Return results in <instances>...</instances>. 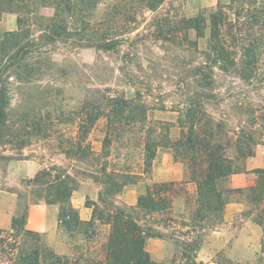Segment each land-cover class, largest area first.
I'll return each instance as SVG.
<instances>
[{
	"label": "rangeland",
	"instance_id": "rangeland-1",
	"mask_svg": "<svg viewBox=\"0 0 264 264\" xmlns=\"http://www.w3.org/2000/svg\"><path fill=\"white\" fill-rule=\"evenodd\" d=\"M68 2L69 10L63 1L22 0L0 12V79L7 92L0 121V264H13L15 237L5 222L24 210L27 228L38 220L50 225L40 232L43 252L56 253L61 242L67 250L62 255H69L99 245L109 231L96 221L87 241L82 225L73 235L59 228L58 205L45 203L30 183L39 170L83 178L70 203L81 219L86 212L92 220L87 199L101 208L132 209L152 183L175 182V163L183 170L182 188L194 194L187 166L181 156L175 158L170 143L192 126L204 136L213 132L214 141L226 145L228 157H239L245 170L263 166L264 0ZM217 41L229 54L227 67ZM112 97L139 102L147 120L134 121L130 131L117 130L119 140L106 157H98L107 121L101 114L108 113ZM148 127L152 140L162 144L154 146L148 172L101 203L100 185L83 173L96 170L98 158L108 168L124 165L142 172L145 140L139 136ZM80 146L93 153L82 155ZM238 178H247L244 188L256 177L241 172ZM234 180L218 184L228 203H241V210L229 215L224 209L221 222L195 229L202 233L191 251L197 263L264 264V233L248 216L250 204L242 203L239 193L225 192ZM182 209V199L174 198L172 211ZM141 222L158 235L147 236L145 244L155 264H186L180 244L194 235L189 227L160 222L156 213Z\"/></svg>",
	"mask_w": 264,
	"mask_h": 264
},
{
	"label": "trees",
	"instance_id": "trees-1",
	"mask_svg": "<svg viewBox=\"0 0 264 264\" xmlns=\"http://www.w3.org/2000/svg\"><path fill=\"white\" fill-rule=\"evenodd\" d=\"M22 0H0V12L18 7ZM61 1L69 10V0ZM56 4V3H55ZM58 5V4H57ZM217 35L216 28L212 30ZM216 51L224 67L229 63V54L224 50L219 41L216 42ZM7 102V92L0 79V121L3 118L4 104ZM106 132L101 139V148L98 157H106L109 153L108 147L119 139L115 138L116 131L126 128L130 131L135 127L134 121H146L145 108L139 103L123 98H111L107 103ZM140 117V119H137ZM98 118V116H97ZM157 127L161 129V123ZM143 129V128H142ZM150 127L140 134L144 142L143 171L135 172L129 166L115 165L108 168L107 162L98 158L101 162L96 170L84 172L83 175L91 179L93 183L100 185L98 200L103 203L105 197L119 193L122 188L138 180L142 174L148 172L151 167V160L155 155V147L160 146L159 140L155 141L149 136ZM146 134V136H144ZM164 133V132H162ZM165 136V135H164ZM167 136V135H166ZM165 136V137H166ZM206 136V137H205ZM197 133L192 126L186 133L174 141H171L172 152L181 156L187 166L189 180L194 184V194H189L182 188L185 181L155 182L147 187L145 193L139 194L135 206L132 209L97 206L95 202L85 201L86 207L92 208V220H83L78 211L71 205L72 193L77 190L84 179H78L69 172L61 174L42 169L30 179V183L37 185L45 203L57 204L58 227L73 235L78 227L82 225L84 240L92 241L96 232V221L109 226L106 237L96 245L82 246L79 250L69 255H58L53 251L43 252L40 246V232L28 229L25 225L26 211L11 218L10 230L14 232V244L12 245L13 264H155L145 248L147 236H158L154 234V228L144 225V220L149 214H158L160 222H179L189 227V233L193 232L191 238L180 244L181 259L186 264H201L196 262L195 256L191 255L201 241V234L195 229H204L205 224L219 223L223 220V212L228 203L224 191L219 187V182L232 174L251 172L255 175L252 184L242 188H228L226 193H239L242 195L241 202L250 204L251 209L248 216L262 227L264 233V158L262 167H254L245 170L237 160L225 154L226 145L214 141V133L207 135ZM127 142L128 137L123 138ZM238 141V140H237ZM166 143H169L167 141ZM154 148V150H153ZM82 155L93 152L85 151L81 146ZM51 178V179H49ZM181 198L183 209L181 212H173V199ZM262 204V206H259ZM258 205V206H257ZM178 220V221H177ZM5 231V230H4ZM150 232H153L151 235ZM22 239V240H21ZM264 252V240L262 242Z\"/></svg>",
	"mask_w": 264,
	"mask_h": 264
},
{
	"label": "crops",
	"instance_id": "crops-1",
	"mask_svg": "<svg viewBox=\"0 0 264 264\" xmlns=\"http://www.w3.org/2000/svg\"><path fill=\"white\" fill-rule=\"evenodd\" d=\"M255 165L257 167H260L262 163H256ZM240 174L241 173H236V174H232L231 176H229L231 177L232 180L235 179L234 182L231 183V188H239V187H243L247 185L248 183L247 178H243V180H236V179H241V178H238ZM183 177H184L183 170L179 168L178 163H175V180H178V181L182 180ZM241 207H242L241 203L231 202V203L226 204L225 210L229 211V215L230 214L233 215L234 213H237L238 211H240ZM85 208L88 209V207H85ZM83 213H84V218H83L84 220H88L91 217L90 214H87L86 212H83ZM10 224H11V219L6 220L5 226H10ZM28 229L38 231V232L47 231L50 229V225L47 224V222H44L43 220H38L36 226L34 227L33 226L31 227L29 223ZM153 242L157 243L156 240H153ZM55 251H56V254L58 253V255L66 254L67 250L65 248V244L58 242L55 246ZM149 251H152V250H149Z\"/></svg>",
	"mask_w": 264,
	"mask_h": 264
}]
</instances>
